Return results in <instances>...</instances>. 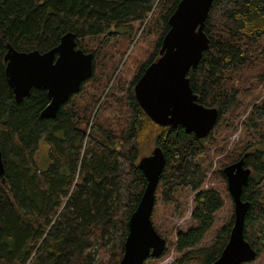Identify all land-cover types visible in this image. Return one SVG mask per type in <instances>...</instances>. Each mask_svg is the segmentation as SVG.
I'll use <instances>...</instances> for the list:
<instances>
[{"label":"trees","instance_id":"16d2710c","mask_svg":"<svg viewBox=\"0 0 264 264\" xmlns=\"http://www.w3.org/2000/svg\"><path fill=\"white\" fill-rule=\"evenodd\" d=\"M179 1L0 0V264H118L146 185L137 167L145 145L158 146L165 158L156 200L167 210L155 219V202L151 218L165 240L193 196L190 225L174 234L172 264H213L219 257L233 224L222 170L240 158L251 170L241 196L249 203L243 237L257 256L264 253V155L254 148L261 142L237 143L228 153L226 144L240 118L245 135L264 139V0L212 2L203 29L208 49L187 74L197 103L219 114L201 140L180 126L154 124L133 93L158 58ZM135 24L143 27L140 37L150 39L127 79L119 67L128 51L119 41L127 37L130 47ZM66 33L93 55V73L56 118L41 119L46 91L31 89L15 103L3 57L7 45L19 52L51 50ZM212 147L225 156L218 169H212ZM210 172L212 181L215 175L223 181L228 209L215 186L202 190Z\"/></svg>","mask_w":264,"mask_h":264},{"label":"water","instance_id":"95a60500","mask_svg":"<svg viewBox=\"0 0 264 264\" xmlns=\"http://www.w3.org/2000/svg\"><path fill=\"white\" fill-rule=\"evenodd\" d=\"M212 2H178L168 17L169 28L162 38L158 58L145 68L133 87L137 104L154 124L160 127L180 126L186 134H193L198 140L209 135L219 115L217 109L197 103V96L187 78L188 72L197 67L209 46L203 29ZM92 60L91 53L77 48L72 33L64 34L56 47L42 53L37 50L19 52L7 45L3 57L6 83L15 103L28 97L31 89L46 91L49 102L40 113V118L46 120L56 118L61 106L92 76ZM164 164V154L158 146L138 161L137 167L144 175L146 185L129 217L128 233L118 264H144L150 258H160L165 251L166 240L156 232L151 219ZM3 173L0 152V176ZM222 173L233 205V224L227 243L213 264L250 263L257 254L243 237L249 203L241 196L251 170L240 158L225 166Z\"/></svg>","mask_w":264,"mask_h":264},{"label":"rangeland","instance_id":"374dc122","mask_svg":"<svg viewBox=\"0 0 264 264\" xmlns=\"http://www.w3.org/2000/svg\"><path fill=\"white\" fill-rule=\"evenodd\" d=\"M135 29H136V34H135V37H133V35L131 36L132 38V44L130 45L129 47V39L127 40V37H123L122 39H120L119 41V46L122 47V48H127V54L121 64L122 67H119V69H121V72L123 74H125L126 78L129 79V77H133V74L134 72L136 71V69L138 68V64L139 62H141V60L145 57L146 55V49H147V39L149 40L150 37H140V34L142 32V29L143 27L138 25V24H135ZM140 37V38H139ZM137 42V43H136ZM261 100H264V92L261 96ZM243 119V118H242ZM241 120V118H240ZM239 121H233V125H236L237 128H238V131L237 133H235L234 135H232L227 141H226V144H227V153L228 151H231L235 145L237 143L240 144V146L242 145H246V144H253V143H258V142H261L259 144H257L254 148L257 149V150H260L263 152V155H264V139L261 140L259 137L255 136L254 138L251 137V136H247L245 135L242 131V128H243V125L241 124V122ZM220 132V131H218ZM262 133L264 134V129L262 130ZM216 136V134H215ZM217 139L219 141V144L217 147H220L222 146L223 142L220 141V138L217 134ZM154 148L153 145H150V146H142L141 148V154H140V158L142 157H145V156H148L150 153H151V150ZM211 152H212V158H211V161H212V169H218L221 167V165L225 164V156H221V155H217L214 153V147L211 148ZM39 156L42 157V154L39 153ZM208 178H206L205 182H204V185L205 186L207 184L208 188H211L212 185L215 186V188H217L221 193H222V196H223V200H224V207L223 209H228V200L226 198V194H225V191H223L224 189V184H223V181L222 179L215 175V178L213 179V181L209 178L211 176V172L208 173ZM226 184V182H225ZM157 193V191H156ZM228 193V192H227ZM191 198L192 197H189L188 199V205L184 207V212H183V216H182V219L180 220H173V230L172 232L170 233V237L168 238V240H166V252L164 254V256L160 259V260H157L155 262H153L152 260H149V262H147L146 264H172L174 259L176 258V253L174 251V248L172 246V242H173V239H174V234H175V231L179 230V228H186L187 226L190 225V222H189V216H190V211H191V208H192V204H191ZM156 202V212L154 213L155 215V219H156V213L157 212H164L167 210L166 207H162L159 205V203L157 204V200H155ZM155 206V205H154ZM155 210V207L153 209V211ZM232 211H233V208H232ZM223 212H218V216L219 215H222ZM213 233V230L211 232H209V235L208 236H211ZM207 236V237H208ZM206 237V239H207ZM203 242V244H206L207 241ZM253 264H264V253L261 255V256H257L256 259L252 262ZM246 264V263H245Z\"/></svg>","mask_w":264,"mask_h":264},{"label":"built area","instance_id":"2783aa9c","mask_svg":"<svg viewBox=\"0 0 264 264\" xmlns=\"http://www.w3.org/2000/svg\"><path fill=\"white\" fill-rule=\"evenodd\" d=\"M208 188L207 184L204 186V190H206Z\"/></svg>","mask_w":264,"mask_h":264},{"label":"flooded vegetation","instance_id":"af4514ba","mask_svg":"<svg viewBox=\"0 0 264 264\" xmlns=\"http://www.w3.org/2000/svg\"><path fill=\"white\" fill-rule=\"evenodd\" d=\"M65 104H66V103H65ZM65 104H63V105L61 106V108H62ZM61 108H60V109H61ZM60 109H59V110H60ZM58 112H59V111H58Z\"/></svg>","mask_w":264,"mask_h":264}]
</instances>
